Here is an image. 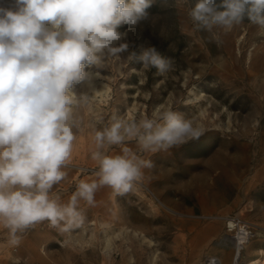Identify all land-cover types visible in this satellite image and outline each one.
<instances>
[{
  "label": "rangeland",
  "instance_id": "obj_1",
  "mask_svg": "<svg viewBox=\"0 0 264 264\" xmlns=\"http://www.w3.org/2000/svg\"><path fill=\"white\" fill-rule=\"evenodd\" d=\"M194 3L159 0L156 10H147L148 21L119 29L127 34L114 46L127 44L126 50L107 57L104 68H85L89 76L72 88L87 97L75 110L81 126L63 169L67 175L51 195L67 204L80 181L97 178L96 118L104 124L114 114L139 120L166 108L201 125L203 135L154 153L141 152L135 139L111 146L108 155L127 149L154 167L144 169L128 193L103 186L92 205L80 200L83 222L67 231L63 223L44 221L13 243L0 227V264H106L135 254L144 264H204L209 258L231 264L234 248L223 239L237 235L229 224L236 225L235 218L247 230L254 227L250 222L258 228L240 250L239 264H264V28L247 20L230 31L217 28V43L188 15ZM0 7L15 9L14 0H0ZM150 46L174 60L173 71L162 76L128 60Z\"/></svg>",
  "mask_w": 264,
  "mask_h": 264
},
{
  "label": "clouds",
  "instance_id": "obj_2",
  "mask_svg": "<svg viewBox=\"0 0 264 264\" xmlns=\"http://www.w3.org/2000/svg\"><path fill=\"white\" fill-rule=\"evenodd\" d=\"M155 0H14L15 9L0 7V227L12 242L19 233L47 221L67 231L83 222L80 200L94 203L95 192L110 187L130 192L144 178L150 159L127 149L108 155L113 145L135 139L141 152L167 151L198 140L201 125L181 113L158 108L139 120L113 115L91 125L97 163L96 179L82 180L67 204L51 190L67 175L81 118L73 85L86 79V67L104 68L105 60L127 49L114 46L127 33L119 29L148 21ZM188 15L198 29L230 31L247 20L264 28V0H195ZM144 69L159 75L174 70L171 57L155 47L132 53ZM96 123L103 126L96 127Z\"/></svg>",
  "mask_w": 264,
  "mask_h": 264
},
{
  "label": "bare ground",
  "instance_id": "obj_3",
  "mask_svg": "<svg viewBox=\"0 0 264 264\" xmlns=\"http://www.w3.org/2000/svg\"><path fill=\"white\" fill-rule=\"evenodd\" d=\"M231 227H234V225L229 222ZM252 226H254L253 228H251V230H247L246 229V225H237V235L234 238H227L225 237L223 239V243L229 244L234 248V253L232 256V260H231V264H239V258H240V250L242 249V247L248 243L249 241H251L252 239H254L257 234H258V228L257 226H255L253 223H249ZM256 227V228H255ZM204 264H220L218 260L213 259V258H209L205 261ZM242 264H260L257 260L256 261H251L249 263H242Z\"/></svg>",
  "mask_w": 264,
  "mask_h": 264
},
{
  "label": "crops",
  "instance_id": "obj_4",
  "mask_svg": "<svg viewBox=\"0 0 264 264\" xmlns=\"http://www.w3.org/2000/svg\"><path fill=\"white\" fill-rule=\"evenodd\" d=\"M34 249L35 246H33ZM127 255L125 256H122V259L121 260H118L117 262H106V264H144V261L143 260H140V258H138L135 255H133V259L131 258H126ZM87 261V264H97L95 261H90V260H86ZM220 261V260H219ZM221 263V261H220ZM60 264H75V261L74 260H69L68 262H63V263H60ZM222 264V263H221Z\"/></svg>",
  "mask_w": 264,
  "mask_h": 264
},
{
  "label": "trees",
  "instance_id": "obj_5",
  "mask_svg": "<svg viewBox=\"0 0 264 264\" xmlns=\"http://www.w3.org/2000/svg\"><path fill=\"white\" fill-rule=\"evenodd\" d=\"M156 2H157V5H158L159 0H157ZM157 5H153L151 8L148 9V11L152 12V11L156 10L157 7H158ZM245 21H246V20H245Z\"/></svg>",
  "mask_w": 264,
  "mask_h": 264
},
{
  "label": "built area",
  "instance_id": "obj_6",
  "mask_svg": "<svg viewBox=\"0 0 264 264\" xmlns=\"http://www.w3.org/2000/svg\"><path fill=\"white\" fill-rule=\"evenodd\" d=\"M233 222H234V223H237V224L234 225V226H237V225L241 224V221H240L239 219H237V218L233 219ZM231 229H233V228H229V230H231Z\"/></svg>",
  "mask_w": 264,
  "mask_h": 264
}]
</instances>
